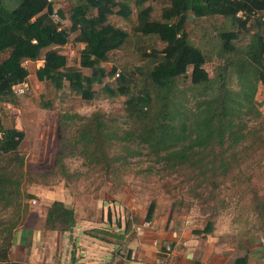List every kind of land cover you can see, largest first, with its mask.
I'll return each mask as SVG.
<instances>
[{
    "label": "trees",
    "instance_id": "trees-1",
    "mask_svg": "<svg viewBox=\"0 0 264 264\" xmlns=\"http://www.w3.org/2000/svg\"><path fill=\"white\" fill-rule=\"evenodd\" d=\"M130 1L135 23L127 33L107 22L111 15L129 21L132 9L125 0H72L67 29L51 21L52 12L60 18L63 13L55 11L50 0H19L13 8L0 0L1 103L15 105L17 97L11 88L33 71L37 82H48L55 90L66 86L82 101H91L94 86H99L105 98H123L125 113L123 121L101 113L88 117L60 114L58 150L48 173L24 170V160L17 156L22 132L3 129L0 122V158L6 156L10 161L9 169L0 167V209L14 211L13 220L0 223V264H26L8 257L13 232L26 215L22 199L30 198L21 191V183H45L58 174L67 180L66 158H80L103 180L118 183L133 170L129 158L144 156L151 165L137 169L142 176L157 168L183 173L192 178L189 181L210 186L239 168L243 161L236 153H245L261 140L258 133L264 131V114L255 106L254 96L258 85L264 89V40L259 33L264 21L250 22L256 29L244 48L236 43L248 32L247 19L264 13V0H167L157 19H152L147 5L151 0ZM240 11L246 14L245 20L235 17ZM188 14L194 19L218 17L232 28L215 33L222 64L213 77L203 68L204 52L189 42L185 30ZM71 34L82 48L76 65L69 66L59 48L68 43ZM130 35L138 40L153 38L163 47L158 52L145 49L146 45L140 49L143 59L132 69L138 73L135 81L124 84L123 71L114 65L107 71L102 64L128 45ZM40 60L37 69L22 66ZM109 78L114 88L104 82ZM154 209L155 204L149 203L145 223L151 222ZM71 222L72 212L62 203L53 201L47 207L46 231H67ZM209 231L210 226L205 225L197 233ZM93 237L109 243L103 236ZM247 259L245 252L232 264H248Z\"/></svg>",
    "mask_w": 264,
    "mask_h": 264
},
{
    "label": "rangeland",
    "instance_id": "rangeland-1",
    "mask_svg": "<svg viewBox=\"0 0 264 264\" xmlns=\"http://www.w3.org/2000/svg\"><path fill=\"white\" fill-rule=\"evenodd\" d=\"M18 1L3 0V4L13 8ZM50 1L55 11L63 13V17H59V27L67 29V11L72 0ZM125 2H129L132 9L129 21L111 15L107 22L130 33L135 23V11L130 0ZM147 5L152 9V19H157L167 0H151ZM229 29H232L230 24L218 17L194 19L191 14L187 16L185 30L189 42L204 52L203 68L209 77L215 76L217 66L222 64L217 55L215 33ZM246 29L248 32L236 43L239 49L248 44L249 35L256 27L249 23ZM259 33L264 40V28ZM74 36L71 34L68 43L59 48L69 66L76 65L81 49L80 44L74 43ZM143 47L158 52L163 46L153 38L138 40L130 35L128 45L102 65L107 71L112 65L123 71L124 84L129 80L134 82L138 73H132V69L141 64L143 56L140 49ZM32 72H29L27 80L29 90L17 97L15 105L0 102L2 128H12L23 134L17 156L23 158L24 170L48 173L52 168L59 145L57 119L60 114L88 117L101 113L110 119H125L123 98L107 99L100 93L99 86H94V98L82 101L66 86L55 90L48 82H37ZM104 82L112 84V88L115 86L111 78ZM230 85L233 88L234 80ZM254 103L264 114V89L260 85L256 88ZM258 136L261 140L255 141L245 153H236V158L243 161L238 162L239 168L223 179H216L210 186L189 181L192 178L183 173L161 172L157 168L147 177L142 176L137 169L151 165L144 156L129 158L133 170L118 183L103 180L80 158H66L63 163L69 175L67 180L58 174L54 180H46L45 183H21V191L30 198L22 199L26 215L13 232L8 257L21 261L22 256L28 258L33 253L39 257L40 263L50 264L51 261L54 264L60 253V257H64V263L61 261L60 264H70L69 261L81 251L86 254V262L80 264H109L110 261L126 264L128 247L139 248L132 243L134 236L151 227L150 224L145 225L144 216L148 204L153 202L155 209L151 223L155 231L170 228L196 238L198 242L203 235L205 240L232 258L247 252L250 264H264V131L260 130ZM0 159V167L9 169L8 158ZM53 201L62 203L72 212L73 222L69 223L67 231H46L43 226L46 209ZM13 219L12 209H0V223ZM205 225L210 226L209 233L198 234L197 231ZM69 229L72 240H69ZM93 235L98 239L103 236L109 243L99 241ZM104 249L110 254L102 259ZM43 256L46 257L42 260Z\"/></svg>",
    "mask_w": 264,
    "mask_h": 264
},
{
    "label": "crops",
    "instance_id": "crops-1",
    "mask_svg": "<svg viewBox=\"0 0 264 264\" xmlns=\"http://www.w3.org/2000/svg\"><path fill=\"white\" fill-rule=\"evenodd\" d=\"M81 48H82V44ZM33 65V66H32ZM42 65V61H36L34 63L28 62L26 64L27 68H39ZM30 74L27 76V80ZM152 222V221H151ZM145 223V225L150 224V228L143 230L142 233L136 234L132 243L136 246L128 247L126 258L128 262L126 264H155L157 261L164 260V264H232L234 258L228 256L226 252L220 251L217 246L212 245L209 240H205V236L201 235V241H197L196 238L190 237L186 234H179L173 230H156L153 229L152 223ZM48 235V239H50ZM193 238V239H192ZM168 251H165V248ZM77 256H74V261L70 260V264H80L81 262H86V254L81 252ZM110 251L104 249L102 253V259L107 257ZM61 254L58 253L56 261L54 264L64 263V257H60ZM241 256V255H238ZM43 256L42 260L44 259ZM73 257V256H72ZM237 257V256H236ZM248 257V255H247ZM36 254L22 256L21 262L26 264H42L38 261ZM49 262L50 258L47 256ZM72 259V258H71ZM88 259V258H87ZM15 261L16 259H11ZM107 262V261H106ZM109 264H117V262L110 261ZM247 263L250 264L249 258ZM46 264V263H45ZM49 264V263H47ZM51 264V261H50Z\"/></svg>",
    "mask_w": 264,
    "mask_h": 264
},
{
    "label": "built area",
    "instance_id": "built-area-1",
    "mask_svg": "<svg viewBox=\"0 0 264 264\" xmlns=\"http://www.w3.org/2000/svg\"><path fill=\"white\" fill-rule=\"evenodd\" d=\"M49 17L53 23L58 24V25L61 23L59 16L55 12H52ZM235 17L241 20H245L247 16L244 12L240 11L236 13ZM255 20L264 21V13L257 12L253 14L252 16H250L249 19H247V22L249 24L250 22L255 21ZM27 63H28L27 61L24 62L22 66L26 68ZM28 90H29V83L27 81V77L22 82L16 84L15 86L11 88L12 94L16 97L25 95ZM0 139H1V133H0ZM166 251H168V248H166ZM155 264H164V260L157 261Z\"/></svg>",
    "mask_w": 264,
    "mask_h": 264
},
{
    "label": "water",
    "instance_id": "water-1",
    "mask_svg": "<svg viewBox=\"0 0 264 264\" xmlns=\"http://www.w3.org/2000/svg\"><path fill=\"white\" fill-rule=\"evenodd\" d=\"M68 233H69V240H72V237H71V230H70V229L68 230Z\"/></svg>",
    "mask_w": 264,
    "mask_h": 264
}]
</instances>
